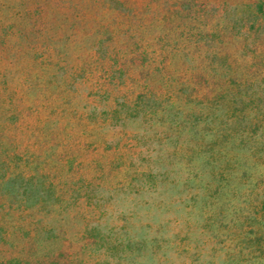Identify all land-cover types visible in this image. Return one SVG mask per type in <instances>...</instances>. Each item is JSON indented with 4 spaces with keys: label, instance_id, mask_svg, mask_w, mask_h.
I'll use <instances>...</instances> for the list:
<instances>
[{
    "label": "rangeland",
    "instance_id": "374dc122",
    "mask_svg": "<svg viewBox=\"0 0 264 264\" xmlns=\"http://www.w3.org/2000/svg\"><path fill=\"white\" fill-rule=\"evenodd\" d=\"M263 50L264 0H0V260L166 264L187 107Z\"/></svg>",
    "mask_w": 264,
    "mask_h": 264
},
{
    "label": "trees",
    "instance_id": "16d2710c",
    "mask_svg": "<svg viewBox=\"0 0 264 264\" xmlns=\"http://www.w3.org/2000/svg\"><path fill=\"white\" fill-rule=\"evenodd\" d=\"M262 57L253 74L229 72L213 98L187 107V218L174 229L179 245L187 227V244L166 264H264V50ZM162 163L135 164L133 181L144 188ZM136 241L151 252L148 238ZM0 264L31 262L11 256Z\"/></svg>",
    "mask_w": 264,
    "mask_h": 264
}]
</instances>
